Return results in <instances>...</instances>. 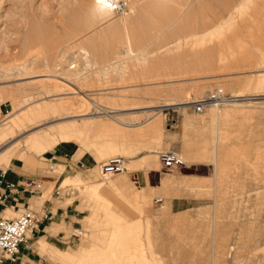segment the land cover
Returning <instances> with one entry per match:
<instances>
[{
	"label": "rangeland",
	"instance_id": "1",
	"mask_svg": "<svg viewBox=\"0 0 264 264\" xmlns=\"http://www.w3.org/2000/svg\"><path fill=\"white\" fill-rule=\"evenodd\" d=\"M87 1L0 0V127L9 133L7 139L0 138V150L20 141V155H13L18 164L29 172L45 170L60 177L61 188H74L86 211L79 225L69 231L71 246L65 252L62 248L48 252L51 262L264 264V85L259 83V71L264 75V0H195L189 9L193 23L208 25V35L199 34L189 44L148 54L139 62L131 60L127 68L121 64L115 72H92L86 82L62 78L61 70L55 72L57 77L54 73L48 76L42 70L46 57L54 66L58 50H69V60L76 55L70 49L83 39L78 37ZM240 6L243 14L237 11ZM253 11L257 16L254 25L249 19ZM234 33L241 36L239 41L231 38ZM123 45L119 42L118 48ZM30 50L33 57L26 55ZM26 57L30 60L26 68L5 70L7 63H22ZM135 84L140 85L132 86ZM219 88L235 98L236 102L220 104V110L230 109L229 113L213 118L209 106L197 112L196 101ZM86 94L93 101L101 100L99 103L114 102L119 108L114 115L129 126L115 125L119 130L114 134L90 131L80 139L71 134L42 150L29 147L27 135L37 130L47 132L49 138L60 137L58 123L71 117L69 114L60 111L20 126L12 123L11 117L20 116L37 102L72 100L75 108L70 114L78 113V97ZM94 109L77 116V121L93 115L104 124L114 123ZM145 111L151 122L140 127L148 117ZM154 123L157 128H151ZM119 141L126 146L110 145ZM166 149L176 150L188 164L174 171L164 169L159 152ZM79 150L94 156L97 166L87 172L84 182L65 180L66 169L58 157L63 151ZM143 152L148 176L145 188L134 174L140 167L129 164ZM116 155L124 157L127 170L105 176L102 163ZM0 168L6 167L0 164ZM169 175L173 187L158 188L160 178ZM184 179L193 182L181 181ZM175 197L189 198L191 205L175 210L171 206ZM156 198L163 201L156 202ZM139 221L142 227L133 229ZM125 226L130 227L126 230ZM226 229L238 236L232 252L218 245L220 233ZM133 231H141V235ZM131 238L138 240L137 248ZM129 242L133 243L130 253L120 250L119 244L131 246Z\"/></svg>",
	"mask_w": 264,
	"mask_h": 264
},
{
	"label": "bare ground",
	"instance_id": "2",
	"mask_svg": "<svg viewBox=\"0 0 264 264\" xmlns=\"http://www.w3.org/2000/svg\"><path fill=\"white\" fill-rule=\"evenodd\" d=\"M115 1H117V0H88L86 3H84V7H83V11H82L83 17H84L83 24L81 22L82 20L80 19L81 20L80 23L82 24L81 25L82 30L78 29L79 31L80 30L82 31V35L79 36L78 38L79 39L83 38V39L81 41H79V43L77 45H74V47L71 48L72 50L70 49V51H75L76 55L71 60H69V58L66 57V53H67L66 50L67 49L66 50L61 49L60 51L58 50L57 58H56V60H54L55 61L54 66L51 65V63L47 57H46V59H44L43 65H44L45 69L44 68L42 69L44 71V73H46L49 76L51 73L56 74L55 72L61 70V72L64 74L63 75L64 77H62V78H65V77L66 78H73V79L78 80V81L85 80V82H86L87 79L91 75L90 73H92V72H93V74H94V72H100V71L110 73V71L112 70L115 72V69L118 71L121 64H124L126 66L125 68H127L129 66L128 63L131 60H134V62H139V60L143 59L144 57L146 58V56L148 54L153 55V54H157V53H165V52L169 51V49H171L172 47L173 48H175V47L179 48V47H182L184 44L191 43L199 34L200 35L201 34H203V35L209 34L210 28L207 27L208 25L198 26L195 23H193L192 11L189 9L192 6V4L195 2V0H125L127 6H126L125 10L122 13H120V15H117L118 12L113 7ZM242 4H244V2ZM240 8H242V6L238 7L237 11H239ZM241 11H242V9L240 10V12ZM255 11H253V13L250 15V18H249L252 25H254L257 21V16L255 14L256 13ZM239 16H241V15L239 14ZM236 17H237V15L232 16L231 23L234 19H236ZM221 25H223V23ZM79 28H81V27H79ZM218 31H219V29H218ZM213 32H215V31H213ZM222 32H223V30H222ZM222 32H221V34H222ZM72 34L74 35V33H72ZM80 34L78 33V35H80ZM252 34H250V35H252ZM240 37L241 36H239L238 33H234V35L231 36V38H234L237 40L238 39L240 40ZM119 42L124 43L122 48H118ZM67 51H69V50H67ZM171 52H172V50H171ZM173 53H174V51H173ZM26 55H28V57L31 56L32 51L30 50L29 52H27ZM67 55H68V53H67ZM28 57H26V59H24L22 61V63L17 62L18 61L17 59L13 60V61L17 60L16 62H12L10 64L7 63V65H6L7 67L5 68V70H8V71L13 70V69H16L17 67H20V66H22L23 68H26L28 66V62H30V60L27 59ZM31 57H33V55ZM107 58H109V60H107V61L101 60V59H107ZM1 64H3V62ZM9 65H12V66L8 67ZM2 69L3 68H1V70ZM29 69H28V71H29ZM32 70L33 69H30V71H32ZM30 71H29V73H30ZM103 72H101V73H103ZM259 73H260L259 83H260V85H264V75H261L263 72L259 71ZM57 75L58 74H56L55 76L57 77ZM42 84H44V83L42 82ZM56 85H57V83H56ZM138 85H140V84H135L132 86H138ZM45 86L44 87L41 86V87L45 88ZM217 90L223 91L222 88L215 89V91H217ZM201 99H198V100H201ZM233 99H235V98H233ZM233 99H230V97H229L223 103H210L209 104L210 110H211V108H213L212 112H211L212 117L218 118L221 115H225V114L229 113L230 109L228 111H221L222 109L220 110V104H229V103L236 102ZM78 100H79V106H80L78 113L70 114L73 111L72 108L74 106V103H73L74 101L71 102L72 100L69 101V100L61 99L60 101L54 102V103H51V102L50 103L49 102L48 103L47 102L39 103V102H37L36 106L28 109L27 111H25L24 113H22L20 116H18L16 118L11 117V120H12V123L14 125L20 126L22 124H25L27 121H32V120L37 119V118L46 117L50 113H53L56 115L60 111H64L67 114H69V115H67V117L68 116H71V117L66 118L64 120H61L58 123L57 127L60 131V137L49 138L47 132H45V131L38 132L37 130H36V133H33V132H35V131H33L27 135L26 144L29 147H35V148H39L42 150H45L49 147H53L56 143H58L60 140H62V138H66L68 135H71V134L76 135L75 137L80 139V138H82V136L84 134H87L90 131H97V132H101V133L107 132L108 134H110V133L112 134L113 131L119 130L116 126H118V127L119 126H124V127L129 126L127 124V122H125L121 119H118V117H116L114 115L113 112H116V110H119V108L114 106L115 105L114 102H112V101L106 102L105 101V102L99 103V102H101V100L99 102L93 101V100L89 99L87 94L81 95L80 97H78ZM192 102H194V101H192ZM180 103H183V102L182 101L177 102V103L172 102L169 104H180ZM237 104H240V103H237ZM235 107L237 109V105H235L234 108ZM74 108H75V106H74ZM92 108H95L96 112H99L98 114L108 115L113 120L114 123L109 124V125L104 124V123H102L101 120L99 121V120L95 119V116H93V115L91 117H86L83 122L79 123V121H77L79 117H77V116L87 115L88 111L89 110L91 111ZM131 108L134 109L135 107H131ZM226 110H227V108H226ZM145 112H146L148 117H147L146 121L139 123L138 126H140V127H142L143 124H145V123L151 122L152 117L150 116V114L147 111H145ZM0 114H2L1 111H0ZM97 116H99V115H97ZM156 126H157V124L154 123V124H152L151 128H155ZM120 133H122V132H120ZM98 134H100V133H98ZM135 135H137V134H135ZM8 136H9V133H8L7 129L0 127V138L5 137V139H7ZM120 136H121V134H120ZM123 137L124 136H122V138ZM117 142H118V140H117ZM112 143L110 144L112 147L113 146L114 147L126 146L125 142L120 143V141H119V143H116V142H115V144H112ZM21 148L22 147H21L20 141H16L13 143V145L0 150V164L5 166L6 168L14 167L16 164H18L17 159L14 158L13 155L14 154L20 155L19 150ZM184 161L188 164V162L185 159H184ZM168 174H170V173H168ZM186 181L187 182H193L190 179L189 180L187 179ZM173 183H174V181H173L171 175H169V177H167V179L165 181L166 187H164V188L166 189L169 186L174 185ZM179 218H181V217H179ZM121 219H123V218H121ZM136 221H135V223H136ZM125 223H128V222L126 221ZM135 223H133V224L135 225ZM141 224H142L141 221H139L138 227H134L133 225H131V228H132V226H133V229L139 228V227L141 228L142 227ZM254 224H255V222H254ZM119 226H120V224H119ZM147 226L150 227V225H147ZM122 227L123 226H121L120 228L122 229ZM129 227L125 226L124 228L127 230ZM139 229H138V231H139ZM249 230H250V228H249ZM117 232H118V230H117ZM123 233L125 234V231ZM129 233H132V231ZM134 233H136V232H134ZM139 233H136L135 235H137ZM114 234H116V233L114 232ZM118 234H117V237H118ZM130 235L128 234V236H130ZM140 235H141V233L139 234V236ZM149 235H150V232L148 234V237H149ZM125 237H127V236L125 235ZM132 238H134L133 235H132ZM124 239L128 240L129 238L123 237L122 240H124ZM237 239H238V236L236 233L234 234V232H233V234H231V232H229L226 229L224 232L220 233V236L218 238V245H219V247H221L222 250H224V251L229 250L228 252H232L233 249L235 248L236 243H237ZM132 240H134V239H132ZM112 241L116 242L118 240H112ZM134 241H135V244L129 242V243H131V246L125 245V244H121V245L119 244L118 246L120 247V250L130 253L129 248L133 247V245H134V247L138 245V244H136V243H138L137 242L138 240L136 239ZM120 242H122V241H120ZM148 242L150 243V241H148ZM141 243H142V241H141ZM142 245H143V243H142ZM114 246H115V244H114ZM137 247H135V248H137ZM139 248H140V245H139ZM133 249L134 248H132V250ZM122 253L120 255L123 256ZM144 253H145V251H144ZM127 255H129V254H127ZM126 258H124V259H126ZM137 258H138V256H137ZM131 259L128 260V262H130ZM133 262H134V260H133Z\"/></svg>",
	"mask_w": 264,
	"mask_h": 264
},
{
	"label": "crops",
	"instance_id": "3",
	"mask_svg": "<svg viewBox=\"0 0 264 264\" xmlns=\"http://www.w3.org/2000/svg\"><path fill=\"white\" fill-rule=\"evenodd\" d=\"M145 126V124H143ZM142 126V127H143ZM145 132V128L141 130ZM67 153V154H66ZM60 161L66 169L64 179L84 182L87 172L95 169L97 161L89 153L82 152H64L59 155ZM132 166L140 167L134 171L137 181L145 188L147 177L145 175V152L129 160ZM17 166V167H16ZM12 167L5 175V180L20 184L27 178H38L44 182V188L41 192L31 193L22 191L16 195L10 191V196L5 205L0 204V213L3 215L18 214L26 206L34 207L41 214H47L39 226L30 234V241L33 244V251L21 247L19 257L15 262L6 261L5 264H53L49 258V251L61 249L63 252L69 248L72 231L80 221L85 217V209L82 200L77 191L70 187L60 186V177L51 174L45 170H38L35 173L23 169L19 164ZM10 168V167H8ZM167 177H161L156 185L158 188L165 189ZM181 180V181H185ZM156 186H152L155 188ZM46 195V196H45ZM138 196H136V201ZM191 205L189 198H173L171 206L175 210H184Z\"/></svg>",
	"mask_w": 264,
	"mask_h": 264
},
{
	"label": "built area",
	"instance_id": "4",
	"mask_svg": "<svg viewBox=\"0 0 264 264\" xmlns=\"http://www.w3.org/2000/svg\"><path fill=\"white\" fill-rule=\"evenodd\" d=\"M127 4L125 0L114 2V9L122 13ZM229 96L222 90L211 92L208 96L196 101L195 109L197 112H203L210 103H223ZM163 168L167 171H174L187 163L181 155L174 149H166L159 152ZM54 166H51L53 168ZM10 168H0V204L5 205L9 199L10 191L20 195L22 191L31 193L41 192L44 188V182L38 178H27L20 184L5 180V175ZM124 157L116 155L101 165V172L105 176H111L116 173L126 171ZM42 194V192H41ZM163 198H156V202H162ZM47 214H41L34 207H23L16 216H8L0 213V264L6 261L15 262L24 246L27 250L33 251V244L30 241L31 232L47 218ZM81 233V232H79Z\"/></svg>",
	"mask_w": 264,
	"mask_h": 264
}]
</instances>
